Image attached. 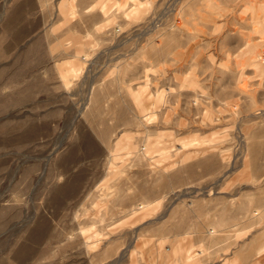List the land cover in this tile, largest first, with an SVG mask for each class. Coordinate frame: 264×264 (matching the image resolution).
I'll return each instance as SVG.
<instances>
[{
    "label": "rangeland",
    "instance_id": "374dc122",
    "mask_svg": "<svg viewBox=\"0 0 264 264\" xmlns=\"http://www.w3.org/2000/svg\"><path fill=\"white\" fill-rule=\"evenodd\" d=\"M264 0H0V264H264Z\"/></svg>",
    "mask_w": 264,
    "mask_h": 264
},
{
    "label": "built area",
    "instance_id": "2783aa9c",
    "mask_svg": "<svg viewBox=\"0 0 264 264\" xmlns=\"http://www.w3.org/2000/svg\"><path fill=\"white\" fill-rule=\"evenodd\" d=\"M261 60H262V63L264 64V56L261 58Z\"/></svg>",
    "mask_w": 264,
    "mask_h": 264
}]
</instances>
